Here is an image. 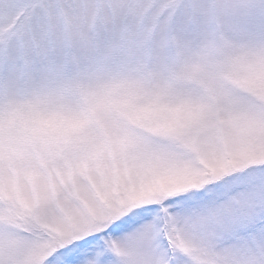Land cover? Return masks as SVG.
I'll list each match as a JSON object with an SVG mask.
<instances>
[{"label":"snow or ice","instance_id":"snow-or-ice-1","mask_svg":"<svg viewBox=\"0 0 264 264\" xmlns=\"http://www.w3.org/2000/svg\"><path fill=\"white\" fill-rule=\"evenodd\" d=\"M0 264H264V0H0Z\"/></svg>","mask_w":264,"mask_h":264}]
</instances>
